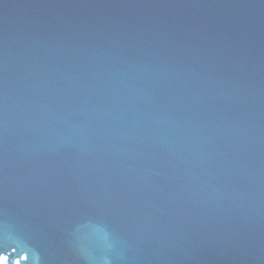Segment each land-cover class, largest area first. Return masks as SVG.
<instances>
[{
  "label": "water",
  "instance_id": "water-1",
  "mask_svg": "<svg viewBox=\"0 0 264 264\" xmlns=\"http://www.w3.org/2000/svg\"><path fill=\"white\" fill-rule=\"evenodd\" d=\"M0 264H264V0H0Z\"/></svg>",
  "mask_w": 264,
  "mask_h": 264
}]
</instances>
